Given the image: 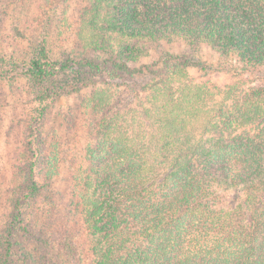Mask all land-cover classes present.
I'll list each match as a JSON object with an SVG mask.
<instances>
[{
  "label": "trees",
  "instance_id": "trees-1",
  "mask_svg": "<svg viewBox=\"0 0 264 264\" xmlns=\"http://www.w3.org/2000/svg\"><path fill=\"white\" fill-rule=\"evenodd\" d=\"M75 4L94 38L110 31L138 40L179 36L195 49L201 42L214 46L235 73L264 67V0ZM41 8L36 0H0V82L26 78L33 99L0 264H62L65 251L79 259L83 241L89 257L79 264H264V86L231 107L223 100L235 96L233 86L186 84L172 96L154 89L150 106L144 103L139 113L132 109L138 89L121 110L122 91L115 104L105 91L92 93V108L105 109L96 120L102 136L90 146L91 159L75 163L68 189V208L77 212L81 228L70 236L58 223L56 163L47 147L51 106L73 89L107 80L132 87L148 72L112 55L57 54ZM11 10L37 15L25 26L41 32L26 51L17 49L23 37L13 36L12 45L5 41L2 21ZM182 64L206 69L188 57ZM110 105L116 108L112 116Z\"/></svg>",
  "mask_w": 264,
  "mask_h": 264
},
{
  "label": "rangeland",
  "instance_id": "rangeland-1",
  "mask_svg": "<svg viewBox=\"0 0 264 264\" xmlns=\"http://www.w3.org/2000/svg\"><path fill=\"white\" fill-rule=\"evenodd\" d=\"M36 1L42 7L43 17L48 18L47 22L54 32L52 42L57 54L72 57L91 54L100 60L108 59L112 55L118 62L125 61L132 68L139 67L148 72L136 80L132 87L131 84L117 85L115 80H107L95 86L73 89L63 94L51 106L48 117L47 147L51 158L55 159L54 163H56L54 170L57 175L54 179L53 191L58 192V195L54 194L60 206L57 219L58 223L60 221L67 227L70 236L81 228L77 212L69 210L71 202L69 184L74 166L81 159H91L88 155L90 146H95L102 136L101 130L96 128V120L101 113L105 112V109L97 110L91 106L96 92H107L108 100L115 104V94L122 91L124 99L119 108L121 110L127 102L129 92L131 94L133 89H138L137 100L132 109L139 113L144 103L145 106H150V100L156 93L154 89L162 88L164 95L172 96L178 94L179 86L186 84L204 85L214 90L233 86L232 93L235 96L223 100L226 107H231L254 87L264 86V67H246L247 69L235 73L230 70L228 62L221 58L219 51L206 42H201L199 48L195 49L188 39L179 36L158 40H138L123 36L118 31L100 33L94 38L91 26L86 23V15L85 20L83 17H78L75 3L78 4L80 0ZM32 7L36 8L34 3L31 9ZM19 15L20 18H15ZM35 17H37L36 14H27L24 10L18 11V14L11 10L7 20L2 21L7 44L17 43L14 39L11 40L13 36L23 37V43L17 49L26 51V47L41 32V29L33 31L25 26ZM15 24L22 26L23 30L14 27ZM13 27L16 29L15 32H12ZM55 31L58 35H55ZM90 43L97 44L89 46ZM129 46L130 50H128ZM186 57L206 65V69L196 66L185 67L182 63ZM235 64L238 65V63ZM221 97V93L219 96L216 95L217 100ZM32 105L31 89L26 78L0 82V243L10 210L9 199L14 180L18 177V157L26 117ZM110 106L107 108H110L109 113L112 116L116 113V108ZM132 112L128 110L127 114ZM84 246L85 241L81 244L82 252L79 259L89 257L88 246ZM64 253L62 264H79V259L73 252L65 251Z\"/></svg>",
  "mask_w": 264,
  "mask_h": 264
}]
</instances>
